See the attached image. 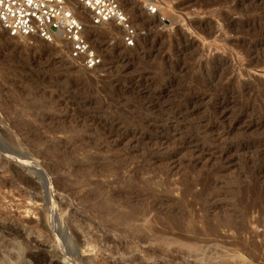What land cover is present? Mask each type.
Returning <instances> with one entry per match:
<instances>
[{"label": "rangeland", "instance_id": "obj_1", "mask_svg": "<svg viewBox=\"0 0 264 264\" xmlns=\"http://www.w3.org/2000/svg\"><path fill=\"white\" fill-rule=\"evenodd\" d=\"M123 1L92 71L0 35V259L264 264V0Z\"/></svg>", "mask_w": 264, "mask_h": 264}, {"label": "built area", "instance_id": "obj_2", "mask_svg": "<svg viewBox=\"0 0 264 264\" xmlns=\"http://www.w3.org/2000/svg\"><path fill=\"white\" fill-rule=\"evenodd\" d=\"M70 1L0 0V35L31 37L47 44L58 41L70 61L85 70H95L103 64V58L87 41L85 26L69 6ZM73 1L88 12L92 25L111 21L121 28L125 47L134 46L137 29L127 16L122 0ZM146 11L156 14L151 6H147Z\"/></svg>", "mask_w": 264, "mask_h": 264}, {"label": "bare ground", "instance_id": "obj_3", "mask_svg": "<svg viewBox=\"0 0 264 264\" xmlns=\"http://www.w3.org/2000/svg\"><path fill=\"white\" fill-rule=\"evenodd\" d=\"M123 1V0H122ZM148 1V0H147ZM150 1V0H149ZM123 2H126L125 5H132L131 6V9L130 10H134L136 5L135 3H132L130 0H124ZM145 2V1H144ZM69 6L72 8L73 12L75 13L76 16H80V20L83 21L82 23L84 24L85 26V29H84V34H85V37L88 38V35H90V39H89V42L90 45L92 44L93 46H97V40H99L100 38L98 37H104L105 39H108V41L112 40L113 39V29H108V28H100L101 26H104L106 24H111L113 25L115 28L119 29L118 26L116 24H114L113 22L109 21V22H106V23H102L100 24L99 26H94L90 23V20H89V15H88V12L80 7L78 4H76L73 0L70 1L69 3ZM134 6V7H133ZM128 7V6H126ZM135 11V10H134ZM131 13V12H130ZM137 14V13H136ZM117 26V27H116ZM121 29V28H120ZM24 38V37H23ZM27 38V37H26ZM86 38V39H87ZM88 40V39H87ZM42 42V41H41ZM54 43H58V41L54 42ZM125 51V50H124ZM121 60H123L124 62H132V60L130 58H126V57H121ZM126 63V64H127ZM5 174V173H4ZM17 180L19 182H25V180L21 177H16ZM8 230V228H7ZM22 235L15 231L14 229H9L8 232L6 233L4 231V229L2 227H0V241L2 242L3 240H7L8 241H11V242H18L17 240L21 237ZM9 243V242H8ZM6 244V243H5ZM18 244V243H17ZM7 245V244H6ZM20 245V244H19ZM17 245V247L19 246ZM15 248V247H14ZM20 249V248H19ZM6 256V254L4 255V257ZM30 257V256H29ZM9 257L8 258H2L0 259V264H10L9 262Z\"/></svg>", "mask_w": 264, "mask_h": 264}]
</instances>
